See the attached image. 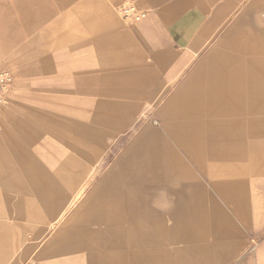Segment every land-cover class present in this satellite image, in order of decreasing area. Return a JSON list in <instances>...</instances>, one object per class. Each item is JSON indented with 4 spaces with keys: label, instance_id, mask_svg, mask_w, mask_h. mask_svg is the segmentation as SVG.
<instances>
[{
    "label": "rangeland",
    "instance_id": "374dc122",
    "mask_svg": "<svg viewBox=\"0 0 264 264\" xmlns=\"http://www.w3.org/2000/svg\"><path fill=\"white\" fill-rule=\"evenodd\" d=\"M36 1L37 3L33 4L26 1L19 2V0H0V61H5L0 64V70H8L13 76L12 87L9 89L10 103L0 111V180L19 177L25 181L26 186L24 190L9 192L13 202L23 201V205L19 206L20 213L23 214L17 213L10 206L7 213L4 211L3 215L0 214V221L9 227L5 230L8 237L6 239H1L4 229L0 228V247L5 241H9L12 246L11 253L14 249H18L9 262L11 264L12 262L14 264H51L53 259L37 257L51 238L61 232L60 230L66 233L71 232V236L113 234L108 229L103 232L101 228L111 226L112 223L107 222L106 219L112 218L113 211L114 214L118 211L120 219L123 217L128 219L122 223L129 226L128 233L138 232L143 237L144 234H149L153 242L161 244L159 252L166 264H201V262L196 263L192 251L183 252L178 248L180 243L170 244L152 232L177 229V221L172 218L175 195L165 191L164 188L158 191L151 189V194L154 195L147 203L151 214L145 213L143 209H146V205L144 206L142 202V190L138 186L141 185L139 176L142 177L144 173L140 174V170L144 168L130 160L131 163L127 168L128 178L134 179L136 181L134 186L138 188L126 191L103 190L106 195V200L103 202L109 204L111 197L114 202L117 192L119 206L115 208L100 206L95 209L93 192L89 191L91 187H87L79 195V198H82L80 200L78 198L79 201L72 204L66 215L55 222L51 228L43 207H37L40 215L38 212L34 213V207L29 204L37 202L39 197L33 189L32 181L27 179L29 177L42 179L50 169H60L67 155L76 156V148L79 145L77 137L79 117L64 110L60 111L52 104L42 102L40 98L58 97L68 104L70 98L79 97L102 102L118 100L120 99L118 95L123 88L110 86L107 79L111 74L120 76L126 73L133 76L131 69L134 66L135 80L139 90L147 91L148 78L155 75L158 81H163L164 92L160 93L154 101L153 109L145 110L146 115L144 113L138 115L128 128L105 138V146L101 152L105 165L101 173L113 165V161L125 149L128 151L147 149L145 144L147 138L131 139L139 133L141 123H147L145 126L147 132L154 130L155 133L165 134L163 127H159L162 118L160 111L165 110L171 101H178V106H191V109L187 110L190 114L174 119L176 133L182 139H191L192 135H195L197 141L193 138L189 144L191 147L194 146V150H198L201 145L204 149L206 144L205 142L201 144L199 135L208 132L210 128L206 124V117L201 114L214 103L213 101L210 104L205 103L206 95L211 94L212 99H215L214 95L217 94V86L213 83L219 77L215 72L220 65L217 60L225 56L228 40L232 36H242L245 33L240 23H237L235 28H230L228 23L243 16L242 11L245 7H249L246 11L248 15L258 16V11L264 10V0H234L235 6L232 9L221 5L227 0H159L161 14L166 17L171 29L178 34L182 43L174 51L173 56L164 54L158 59L151 55L143 41L134 33L135 18L123 16L121 8L125 5H135V10L140 13L145 11L138 6L141 3L140 0H102L106 8L105 12L92 7L94 12L91 15H84L82 18L77 16V19L76 17L73 19V21L81 22L80 29L84 28L83 31L79 30L80 37L77 41H70V43L63 41L54 46L51 44L53 33L49 25L56 21L66 8L53 16L51 13L65 5L66 0ZM22 6L28 12L26 18L24 14L15 12L16 8ZM42 48L46 51L39 53ZM261 52L264 53V49ZM41 56L47 59L42 62ZM210 68H214L215 71ZM31 94L34 96L33 99L29 98ZM217 104H213L214 107L211 109L220 116L221 105ZM74 108L76 110L82 108L90 114L108 117L105 112H102V108L97 106ZM184 125L189 126L186 129ZM96 126L102 127L103 124L96 123L94 127ZM178 126L185 130L181 131ZM203 128L204 131H202ZM78 148H81V145ZM177 151L180 153L179 148ZM33 160L38 162L40 171L24 170L23 162L27 168L32 169L26 162ZM236 165L237 162L233 161L230 168L232 172H229V176L226 173L224 178L250 182L257 175L248 171L262 165L264 167V157L262 162L255 165L248 164L249 168L242 171L240 176L234 173ZM165 168L168 170L167 167ZM149 169L155 170V167L150 164ZM217 169L221 170V166ZM118 174L123 175V170L120 169ZM151 174L153 173L150 171ZM90 182L92 185V180ZM174 182L170 183L174 184ZM252 190V185L245 190L246 200L251 206L255 204L258 210L264 211L262 199L255 200L254 190ZM227 192L232 194L233 191L227 190ZM234 194L233 192V196ZM184 197L189 195L184 194ZM85 198L86 206L80 208ZM176 205L182 210L180 212L184 213V229H195L196 226L192 224L190 201L185 200ZM220 205L223 208L224 203L220 201ZM207 217L210 221V215ZM103 220L104 223L101 222ZM214 228L216 233L211 232L210 236L205 237L210 242L215 238L219 244L216 245L215 251L212 252L213 256L206 264H243L244 260L250 261L260 253V246L264 243V221L259 225H252L247 230L243 229L239 238L241 242L230 243L228 246L225 240L224 242L220 240L222 236L227 237L223 232L224 227L207 229L212 231ZM33 237L37 239L34 240ZM143 237L140 238L142 241L145 240ZM127 241V238L112 240L105 236L93 237L91 242L101 247L91 254L90 262L120 264L124 256L130 260L129 251L132 246H129ZM144 247V244H141V248ZM224 253L228 255L222 256ZM75 255L71 256V262L64 264H88L82 256H79L80 254Z\"/></svg>",
    "mask_w": 264,
    "mask_h": 264
},
{
    "label": "crops",
    "instance_id": "0c3cea01",
    "mask_svg": "<svg viewBox=\"0 0 264 264\" xmlns=\"http://www.w3.org/2000/svg\"><path fill=\"white\" fill-rule=\"evenodd\" d=\"M21 1L37 3L36 0H19V2ZM140 2L138 6L145 11L141 19L134 21L136 22L133 27L134 33L143 41L151 55L157 59L164 54L173 56L182 40L179 39L174 29H171L166 17L161 14L160 1L140 0ZM221 5L229 6L232 9L235 2L234 0H227L225 4ZM92 7L101 9L103 12L106 11L102 0H66L65 5L61 6L59 10H54L51 16L66 8L64 13L49 25V29L53 33L52 46L63 41L69 43L70 41H77L80 37L79 30L83 31L84 28L80 29L81 22L73 21V19L75 17L77 19V16L82 18L84 15H91L94 12ZM247 9L249 7H245V10L242 11L243 16H239L234 22L228 23L230 28H235V25L240 23L245 33L242 36L230 37L231 39L228 40L226 46L228 52L225 51V56L223 55L217 60L220 65L217 66L216 71L214 68H210L217 72L216 76H219L217 81L213 82L217 86V94L214 95L215 99H212L211 94H207L205 103L210 104L211 101L215 105L219 103L221 115L219 116V113L212 111L213 104L208 107V110L202 111L201 115L206 117V124L210 128L208 132L199 135L201 144L203 142L206 144L204 149L201 148V145L198 150H194V146L191 147L189 144L193 138L197 141L195 135H192L191 139H182L176 133L177 127H175L174 119L190 114L187 110L191 109V106H178V101H171L165 110L160 111L162 118L159 127H163L165 134L155 133L154 130L147 132L145 130L147 123H141L142 127L139 129V133H136L131 139L147 138L145 143L147 149L130 151L125 149L113 161V165L101 173V169L105 165L104 158L101 157L105 138L128 128L138 115L143 114L149 108L153 109L154 101L157 100L160 93L164 92L163 81H158L155 75H151L153 73L148 78L147 91L139 90L135 80L134 66L131 69L133 76L126 75V73L120 76L111 74L107 79L110 86L123 88L118 95L120 98L118 100L102 102L79 97L70 98L68 104L58 97L45 96L40 98L42 102L52 104L60 111L69 112L80 119L77 122V137L81 148H78V145L76 156L67 155L60 169H50L42 179L41 177H39L40 179L36 177L27 179L32 181L33 189L39 197L37 202L29 205L34 207V213L38 212L37 207L44 208V212L48 216L49 228L66 215L69 207L78 200L79 195L87 187H91L89 191L93 192L95 209L100 206L110 208L119 206L117 192L114 196V202L111 197V202L107 204L103 202L106 200L103 190L114 191L115 189L118 191L123 189L126 191L138 188L134 186L136 181L128 178L127 168L131 162L144 168L140 170V174L144 173L142 177L139 176L141 185L138 186L142 190V202L144 206L146 205V209H143L145 213L151 214V210L147 206L149 199L154 195L151 194V189L158 191L164 188L165 191L175 195L172 218L177 221V229L152 232L170 244L180 243L178 248L183 252L192 251L196 263L206 264L213 256L212 252L215 251L216 245L219 244L213 236L212 242L205 237L206 235L210 236L211 232L216 233L215 228L212 231L207 228L217 227L219 229V227H224L223 232L227 237L222 236L220 240L221 242L225 240L228 246L230 243L241 242L239 238L243 229L247 230L252 225L263 223L264 211L258 210L255 204L251 206L246 200L245 193V190L252 185L255 200L261 198V202L264 203L263 165L248 171V173L252 172L257 175L250 182L224 178L226 173L229 176V172H232L230 168H232L233 161L234 163L237 162L234 173L240 176L248 164L255 165L262 162L264 157V53L261 52L264 49V10L258 11V16L251 17L246 12ZM15 12L24 14L25 18L28 14L23 6L16 8ZM44 51L46 50L42 48L39 53H44ZM40 59H43L42 62H44L47 57L41 56ZM3 63L5 61L1 60L0 64ZM29 98L33 99L34 96L31 94ZM80 106L100 107L108 117L90 114L88 111L79 108ZM74 107L79 109L76 110ZM218 109L220 110V108ZM92 123L93 125H91ZM96 123L103 124V126L94 127ZM188 126L184 125V128L187 129ZM178 129L185 130L179 126ZM155 130L159 129L155 128ZM177 148H179L180 153ZM127 154L128 157H126ZM26 163L32 169L27 168L23 162L24 170L40 171L37 161L33 160ZM150 164L155 167V170L149 169ZM219 166H221V170L217 169ZM8 167L10 168V166ZM120 169L123 170L121 176L118 174ZM150 171L153 174L150 175ZM98 173L101 174L98 175ZM91 180L92 185H90ZM170 182H174V184ZM24 189H26L25 181L19 177L0 180L1 215L4 211L7 213L10 208L17 213L21 212L19 206L23 205V201L13 202L9 197V192ZM227 190L233 191L234 196L233 192L228 194ZM184 194L189 195V197H184ZM185 200L190 201L192 224L196 226L195 229H184V213L180 212L182 210L178 209L176 204ZM86 201L87 199L82 201L85 203H81L79 207H85ZM220 201L224 203L223 208ZM209 215L210 221L207 217ZM127 220V217L120 219L119 212L114 214L113 211L112 218L106 219L112 225L101 228V231L104 232L108 229L113 234L71 236V232L66 233L64 230H60L61 232L51 238L37 258L53 259L52 263L49 262L51 264H64L72 261V255L80 254L79 256H82V259L86 260L88 264H101L98 261L90 262L91 254L101 247L97 243H92L91 239L105 236L112 238V240L127 238L128 245L132 246L129 251L130 260L124 256L121 258L120 264L127 262L131 264H166L159 252L161 244L153 242L149 234H144L143 237L138 232L128 233L129 226L122 224ZM101 222L104 223V220ZM0 228L4 229L1 239L8 238L5 230L9 227L0 221ZM35 237H33L34 240L37 239ZM141 237L145 240L142 241ZM141 244H144L145 247L141 248ZM11 247L9 241H5L0 247V264H11L9 261L18 251V249H14L11 253ZM227 255L228 253L222 254V256ZM79 256L78 258H80ZM247 262L248 264H264V243L260 246V253L256 254L254 259H250V261L244 260L243 264H247Z\"/></svg>",
    "mask_w": 264,
    "mask_h": 264
},
{
    "label": "built area",
    "instance_id": "2783aa9c",
    "mask_svg": "<svg viewBox=\"0 0 264 264\" xmlns=\"http://www.w3.org/2000/svg\"><path fill=\"white\" fill-rule=\"evenodd\" d=\"M123 16L133 17L134 20L141 19L144 11L138 12L135 10V5H125L122 8ZM13 76L8 70H0V111L3 110L9 102V89L12 87Z\"/></svg>",
    "mask_w": 264,
    "mask_h": 264
}]
</instances>
